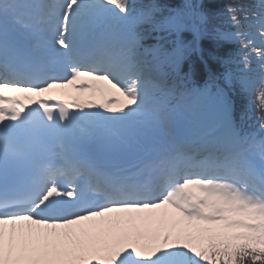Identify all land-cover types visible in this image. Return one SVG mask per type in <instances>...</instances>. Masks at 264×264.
Returning <instances> with one entry per match:
<instances>
[{
  "label": "snow or ice",
  "instance_id": "obj_1",
  "mask_svg": "<svg viewBox=\"0 0 264 264\" xmlns=\"http://www.w3.org/2000/svg\"><path fill=\"white\" fill-rule=\"evenodd\" d=\"M161 12L138 0H0V264H264V49L252 47L254 85L236 78L258 93L259 132L244 131L224 89L208 129L145 56L139 24L183 48L188 14ZM229 12L236 26L256 15ZM193 15L196 36L212 35L209 14ZM57 89L103 100L49 103Z\"/></svg>",
  "mask_w": 264,
  "mask_h": 264
},
{
  "label": "trees",
  "instance_id": "obj_2",
  "mask_svg": "<svg viewBox=\"0 0 264 264\" xmlns=\"http://www.w3.org/2000/svg\"><path fill=\"white\" fill-rule=\"evenodd\" d=\"M178 2L179 0H138V4L142 7L158 5L162 9L160 19L167 17L171 10L179 5ZM201 2L210 16L209 27L213 34L201 37L199 45H197L194 39L188 40L182 33L181 40L186 43L189 49L186 57L190 63H193V71L200 75L205 73L199 60H201L200 58L205 59L208 67L218 75L220 88L227 92L231 102L237 105L242 104L245 94L236 78L248 74L254 69L252 63L246 65L244 62L245 60L250 61V56L247 53L250 47L245 50L243 43L250 44V38L246 35L256 32V29L248 25L250 21L247 19H242L239 26L234 25L229 8L242 6L249 13L260 14L262 0H201ZM238 15L243 16V13H238ZM251 16L253 15L249 17ZM145 32L149 35L150 40L155 41L159 36L162 40L166 38L162 35L166 32L150 31L148 26ZM215 33H220L221 37L217 38ZM253 100L256 101V98ZM240 111L239 109L237 113ZM256 111H260L259 103Z\"/></svg>",
  "mask_w": 264,
  "mask_h": 264
},
{
  "label": "rangeland",
  "instance_id": "obj_3",
  "mask_svg": "<svg viewBox=\"0 0 264 264\" xmlns=\"http://www.w3.org/2000/svg\"><path fill=\"white\" fill-rule=\"evenodd\" d=\"M212 98V94H211V91L209 89H200V90H197V91H192L190 94L188 93L184 99L182 100L181 103H187V104H194V105H198L200 110L201 108L203 107V104L209 100H211ZM200 99V100H199ZM202 99V101H201ZM218 114V112H217ZM217 121L216 123H210L212 127H216V126H219L218 125V121L220 119L219 115H217Z\"/></svg>",
  "mask_w": 264,
  "mask_h": 264
},
{
  "label": "bare ground",
  "instance_id": "obj_4",
  "mask_svg": "<svg viewBox=\"0 0 264 264\" xmlns=\"http://www.w3.org/2000/svg\"><path fill=\"white\" fill-rule=\"evenodd\" d=\"M92 83H95V82H92ZM65 92L66 93H69L70 94V97H82V98H85L82 94H77V93L71 91L70 89H64V90L57 89V90H54V93L53 94H56L61 99H63V98H70V97H66V96L61 95V93H65ZM88 131H90V129H89V127L87 125H85V134H87Z\"/></svg>",
  "mask_w": 264,
  "mask_h": 264
}]
</instances>
